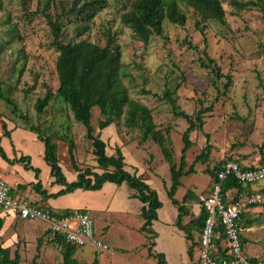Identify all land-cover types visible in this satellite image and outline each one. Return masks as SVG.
Instances as JSON below:
<instances>
[{"label": "rangeland", "instance_id": "374dc122", "mask_svg": "<svg viewBox=\"0 0 264 264\" xmlns=\"http://www.w3.org/2000/svg\"><path fill=\"white\" fill-rule=\"evenodd\" d=\"M74 1L50 0L46 10L55 18L68 10ZM222 1L226 10V24L216 20L202 22L188 7L185 8L188 16L185 26L166 21L164 35H155L147 44L136 42L132 30L121 21L120 12L129 0H109L91 23V30L80 37H77L78 22L75 16L69 15L63 21L65 41L88 38L105 45L107 27L118 33L117 43L123 51L127 74L125 83L130 86L131 96L151 107L156 122L164 130L169 129V140L178 165L184 154L183 132L188 123L174 115L171 104L164 97L165 91L171 90L181 109L190 114L195 113L202 104L205 107L214 106L213 112L205 115L203 129L190 134L192 145L186 151V169L194 164L195 170L181 178L182 185L176 194L179 199L188 189H192L201 201V196L207 194L212 181L206 169L218 165L221 160L236 159L251 164L264 155V11L260 6H247L250 1L264 6V0ZM46 4L47 0H0V88L12 97L19 108L14 114L13 106L0 96V127L4 132L2 125L6 122L8 129L13 131L15 145L10 137L4 140V147L11 157L30 155L33 162L39 164L41 160L45 162L44 143L35 132L26 129V125L39 126L45 136L54 137L59 145L58 155L63 170L68 180L73 181L77 178V172L72 165L64 135L74 139L75 161L81 169L90 167L98 172L103 170L96 167L86 127L74 119L69 104L61 96L54 98L42 113L35 108L39 97H43L49 89L56 92L59 87L56 69L59 52L52 45V31L42 11ZM205 49L219 63L222 72L233 77L227 95H222L218 101L216 96L219 91L215 85L223 90L226 79L215 78L211 68L202 65L201 58L206 59ZM99 116L100 111L96 107L91 119L96 133L99 130ZM114 126L107 127L110 129L102 135L107 143V153L115 152L116 146L125 144L122 150L127 169L132 172L135 169L144 171L147 181L158 191L163 202L158 210L160 217L153 223L158 244H155L156 247L150 245L155 239L141 231L144 223L140 214L143 204L134 198L136 191L128 184L117 186L116 191L114 186H109L103 194H98V191L81 192L74 197L81 201L69 205L60 203L70 197L65 194L57 197L62 201L52 204L60 208H87L95 220L96 237L109 247L106 251L91 245L78 248L76 264H92L96 256L99 264H160L157 258L149 254L150 247L153 252H164L170 264H194L198 251H195L194 259H186L189 244L184 232L175 224L178 207L167 194V189L172 185V174L159 145L150 140V144L142 146L140 129L126 127L124 119L116 126L120 137L117 134L111 137ZM207 145H211L208 158L197 161V156L203 153ZM9 166H6L9 172L1 175L4 180L14 188H17L16 181L29 184L28 190H20V194L41 195L31 184L35 177L33 170H26L22 163ZM49 176L44 169L40 177L48 189L51 188ZM93 198L100 203L92 205L84 202ZM109 201L115 203L113 208L107 210L100 207L106 202L109 204ZM200 201L187 202L188 214L184 216V222L198 217L202 207ZM42 203L43 206L49 205L46 200ZM263 206L261 204V208H255L250 214L254 218L253 227L243 229L248 254L260 258H264ZM14 219L15 223L11 224L10 221ZM6 221L9 223L1 231L3 244L9 248L11 258L20 255L19 264H64L63 247L52 241L49 232H46L47 223L24 220L14 215L6 217ZM194 229L198 239L200 231Z\"/></svg>", "mask_w": 264, "mask_h": 264}, {"label": "trees", "instance_id": "16d2710c", "mask_svg": "<svg viewBox=\"0 0 264 264\" xmlns=\"http://www.w3.org/2000/svg\"><path fill=\"white\" fill-rule=\"evenodd\" d=\"M108 2L109 0H75L68 10L57 14L54 18L46 10L49 8L50 3V0H47V6L42 11L52 31V45L59 52L56 62L59 87L56 92L49 89L35 103V108L39 113L44 112L50 102L57 96H61L69 104L74 119L83 123L86 127V136L90 140L93 148L96 167L102 169L103 172H98L90 167L81 169L75 161L74 151L76 143L72 137L64 135L65 140L68 141V152L72 165L77 172V178L69 181L60 163L58 155L59 145L55 141V138L50 135L45 136L40 131L39 126L30 123L25 128L35 132L38 138L44 143V159L51 167V176L54 177V183L62 185L63 188L55 193H48V190L43 186L40 179L41 169L32 164L30 155L20 154L11 158L7 154L2 145V137L4 135L12 138V130L8 129L6 122L2 125L3 133L0 127V156L11 164L22 163L26 170H33L38 181L31 184L45 198H57L78 189L100 190L106 182H113L118 186L124 183L128 184L129 187L136 191L133 194L134 198H138L143 204L140 214L144 219V223L141 226V231L149 233L150 238L155 239L157 232L153 228V222L159 219L158 210L163 206L158 191L147 182L143 173L138 174L137 170L132 172L127 169L126 156L121 146H116L115 152L109 155L107 153V143L101 136V130L111 124L117 126L120 124V120L124 119L126 127L140 129L142 134L141 142H143L142 146H145L146 143L150 144V140L154 141V144L159 145L164 159L170 165L172 185L167 189V194L171 202L178 207L179 213L175 224L184 232L186 241L189 244L187 250L188 257L192 260L194 259V254H196L195 251H199L201 232L208 217V213L203 206L202 197L204 195L201 196L200 201V196L192 189H188L182 199L177 198L176 194L178 188L182 185L181 178L186 173L195 170L194 164L189 169H186V151L192 145L190 134L194 130L203 129L205 115L212 113L214 106L210 105L205 107L202 104L195 113L190 114L181 109L171 90L168 89L165 91L164 97L171 104L174 115L184 118L188 123L187 129L183 132V139L185 141L184 154L180 165H178L175 162L174 152L169 140V129L164 130L156 122L154 111L151 107L131 96L130 86L125 83L127 74L124 70L123 51L120 44L117 43L118 33L112 31L111 27H107L105 29L107 39L105 45L93 42L88 38H72L69 41H65L63 38L65 34V30L63 29L65 17L69 15L75 16L78 22L76 27L77 37H80L91 30V23L95 21L98 13L108 5ZM250 5L260 6L261 10L264 11V6L259 2L250 1L247 3V6ZM188 7L193 9L194 13L199 16L202 22L216 20L226 24V10L222 0H129L125 4L123 11L120 12V17L122 23L132 30L133 39L136 42L147 44L155 35H164L166 21L175 25L185 26L188 21L185 8ZM187 42L190 43L189 40ZM204 54L206 59L201 58L202 65L206 68H211V72L215 78L226 79L223 90L215 85V79L213 81V84L219 91V94L216 96V100L218 101L222 95H227L233 84V77L229 73L224 74L222 72L219 63L209 55L206 49L204 50ZM1 85L0 83V87H2ZM8 88L11 90L12 87L9 86ZM0 96L5 102L13 106L12 112L16 114L19 108L12 97L6 95L1 88ZM96 107L100 111L98 119V128L100 131L97 133L91 124L93 109ZM24 118L27 117L24 116ZM262 149H264V144L262 145ZM210 150L211 145H207L203 153L197 156L196 160L199 161L205 160L206 157L208 158ZM225 161L221 160L218 165L206 169L211 175L212 181L216 178L222 163ZM238 162L244 168L246 167L244 163ZM261 162H264V155ZM259 186L254 189L253 186L240 183L235 178L230 177L224 184L225 198L228 201H235L242 193H264V184ZM12 190L14 191V188ZM188 201H200L202 207L196 219L184 222V216L188 214ZM34 204L40 207L51 208L50 206H43L39 202H34ZM260 205L251 206L241 216V237L244 246L247 241L244 237L243 229L253 226L254 218H251L250 214L253 212V209ZM70 209L60 210L68 211ZM3 227L4 219L0 215V264H19L20 255L17 254L14 258H11L9 248L3 244L1 232ZM194 228L200 231L198 239H196L194 234ZM218 229L221 230V227H218ZM46 232H49L52 241L62 245L64 250V264H76L75 255L80 246L51 232L50 229H47ZM155 244L156 242L153 241L150 245L155 246ZM149 254L157 258L160 264H170L164 252H153L152 247H150ZM197 260L194 264H197ZM92 264H99L97 256L94 258Z\"/></svg>", "mask_w": 264, "mask_h": 264}, {"label": "built area", "instance_id": "2783aa9c", "mask_svg": "<svg viewBox=\"0 0 264 264\" xmlns=\"http://www.w3.org/2000/svg\"><path fill=\"white\" fill-rule=\"evenodd\" d=\"M228 159L222 163L209 192L202 197L208 217L201 232L197 264H264V258L248 254L241 237V216L253 205L264 203V193H242L235 201L225 198L224 184L231 177L243 184H264V162L245 164ZM0 212H15L25 220H41L51 232L80 247L109 250L96 237L95 220L88 209L68 211L40 207L16 194L0 175ZM221 227V230L218 229Z\"/></svg>", "mask_w": 264, "mask_h": 264}, {"label": "crops", "instance_id": "0c3cea01", "mask_svg": "<svg viewBox=\"0 0 264 264\" xmlns=\"http://www.w3.org/2000/svg\"><path fill=\"white\" fill-rule=\"evenodd\" d=\"M112 125V124H111ZM110 125V126H111ZM115 125V124H114ZM110 126H108V127H110ZM112 128V127H111ZM108 129H110V128H105V129H103V130H101V136L104 134V133H106L107 131H108ZM100 131V129L98 130V132ZM2 132V131H1ZM3 133V132H2ZM116 134L120 137V135L118 134V131H117V129H116V125L114 126V133L112 134V136L111 137H114V136H116ZM13 136V131H11V137ZM5 137L6 138H8V136H4L3 135V137H2V145H3V147H4V140H5ZM115 140H117V139H115ZM122 140V139H121ZM11 141H12V143L14 144V139L13 138H11ZM118 142H121V141H119L118 140ZM15 145V144H14ZM124 144L123 143H121L120 145H118V146H123ZM5 148V147H4ZM5 150H6V152H7V154L9 155V153H8V151H7V148H5ZM112 153H114V151H111L110 153H108L109 155H111ZM43 155H44V152H43ZM10 156V155H9ZM11 157V156H10ZM12 158V157H11ZM263 158V155L258 159V161L256 162V163H258V162H260L261 161V159ZM9 163V162H8ZM7 162H6V160H4L3 158L2 159H0V175H2L3 176V174L4 173H6V172H9V170H7V167L8 168H10V166H9V164H11V163H9L8 164ZM242 163H244V162H242ZM32 164L35 166V167H39L40 169H41V173H40V177H41V175H42V173H43V170L44 169H46V173H48V174H50V176H49V181H48V183L51 185V188L50 189H48L47 187H45V185L43 184V186L48 190V193H55V192H57V191H59V190H61L62 188H63V186L62 185H60V184H55L54 183V177H52L51 176V167L48 165V163L45 161H43V160H41V164H39V163H34L33 162V158H32ZM251 164H255V163H251ZM12 165H15V164H12ZM3 166V167H2ZM7 166V167H6ZM17 167V166H16ZM12 169H15V168H12ZM135 170H137V169H135ZM134 170V171H135ZM133 171V172H134ZM138 171V170H137ZM144 174V171L142 172V170L140 169L139 171H138V174ZM146 174H144V176H145ZM147 179V178H146ZM42 181V180H41ZM70 181V180H69ZM150 181V180H149ZM35 182H37V180H36V175H35V177H33V180H32V182L31 183H35ZM148 182V181H147ZM9 183V182H8ZM16 183V185H17V188H14V186L13 185H11L10 183V185H11V187L12 188H14V190H15V192H16V194H18L20 197H22L23 199H26L27 201H30V202H39L41 205L43 204L42 202L43 201H48V203H49V205H46V206H50L51 208H53V209H55V210H60V209H66V208H60V206H54L52 203H57V202H59V201H62V199H58V198H55V197H51V198H45V197H43L42 195H39V196H32V195H23V194H20V190H23V191H27L28 190V188H29V184L27 185L26 183H22V182H20V181H16L15 182ZM43 183V182H42ZM19 185H24V186H19ZM211 185V184H210ZM109 186H114V188H115V191L116 190H118V185L117 184H113V182H106L105 184H104V186H103V188L102 189H100V190H96V191H98L99 193L98 194H103V193H105L106 192V190L109 188ZM122 186V185H121ZM210 188V187H209ZM254 189H256L257 187H253ZM86 191H92V190H82V189H78V190H76V191H74V192H72V193H68L69 195L68 196H70L69 198H67L66 199V201H64V202H60V203H62V205H69V204H71L72 202H76V201H81V200H76V199H74V197L75 196H77L79 193H81V194H87V192ZM114 191V192H115ZM96 194V193H95ZM134 194V193H133ZM84 202H86V203H89V204H92V205H98L99 203H100V201L99 200H97V199H90V200H86L85 199V201ZM110 203L108 204V202H106V204H104V205H102V206H100V207H104V209H107V210H109L110 208H113V205L115 204H113L112 203V201H109ZM260 206H258L257 208H259ZM262 207V206H261ZM260 207V208H261ZM264 207V206H263ZM79 208H84V207H79ZM85 209H87V208H85ZM254 210V209H253ZM252 210V211H253ZM0 215H1V217L4 219V228L6 227V223H9L8 221H6V217H8V216H10V215H14V216H17V217H19V218H21L17 213H15V212H0ZM160 217V216H159ZM22 219V218H21ZM25 220V219H24ZM10 223L11 224H14L15 223V219H14V221H10ZM154 223V222H153ZM253 227V226H252ZM154 228V227H153ZM251 227H249V228H246V229H250ZM155 230V229H154ZM156 231V230H155ZM157 238V237H156ZM156 238H155V242H156V246H157V244H158V241L156 240ZM188 244V243H187ZM156 246H154V247H156ZM246 247V246H245ZM187 250H188V248H187ZM253 256V255H252ZM187 257H188V253H187V256H186V259H187ZM257 257V256H256ZM189 258V257H188Z\"/></svg>", "mask_w": 264, "mask_h": 264}]
</instances>
